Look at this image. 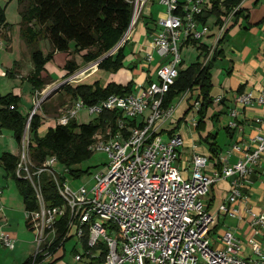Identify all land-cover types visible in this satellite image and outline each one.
Returning <instances> with one entry per match:
<instances>
[{
	"label": "built area",
	"instance_id": "1",
	"mask_svg": "<svg viewBox=\"0 0 264 264\" xmlns=\"http://www.w3.org/2000/svg\"><path fill=\"white\" fill-rule=\"evenodd\" d=\"M148 1L130 0L133 5L130 25L118 48L130 38ZM159 2L166 6V11L163 18L155 21L151 32L154 49L160 57L156 79H150L147 85H138L136 92L113 93L96 103L86 102L79 96L71 104L60 107L53 117L45 115L49 119L54 118L56 125H67L84 108L98 117L105 112L116 113V131H113L111 120L105 118V126L94 133L89 146L90 150L103 148L109 153V161L95 175L96 183L91 189L82 186L74 190L66 180L62 181L54 168V157L47 156L42 165H34L30 155L29 126L39 102L29 114L16 174L30 181L39 204L36 210L25 209L28 225L35 231L37 253L45 257L52 254L51 247L59 238L58 220L67 216L60 242L75 236L87 249L85 253L75 255L76 260H82L84 255L96 256L94 252L103 245L107 253L101 264H264V246L260 240L264 204L258 212L252 208L248 210L256 229L249 239L253 252L251 257L243 255L241 240L234 230H225L218 245L212 244L210 238L218 215L236 216L239 211L235 204L247 198L241 188L264 153V131L250 139L243 156L234 164L207 173L208 157L195 153L191 176L183 175L177 165L183 137L176 131L165 140L158 128L171 119L176 110V102L164 105V96L181 70L183 43L200 44L208 37L211 27L199 16L208 9L207 6L211 7V0ZM240 7L241 4L233 7L222 22L215 24L218 29L214 34L216 42L205 53L204 65L211 62L217 43L225 36L234 13ZM2 45L3 42H0ZM146 59L151 62L152 54H148ZM93 68L94 65L76 71L69 77L68 83L79 79L81 72L88 74ZM183 94L190 97L189 92ZM220 99L221 96H218L215 101ZM254 101L264 107V90L256 97L250 91L242 92L235 98V102L241 105ZM190 105L194 113H198L201 108L198 94L191 96ZM230 114L237 117L238 110L231 108ZM139 118L141 121L138 122ZM196 121L194 117L192 123L197 125ZM230 126L238 128L239 124L233 120ZM233 150L241 151L240 145L234 144L229 148L228 155ZM45 173L54 181L63 199L62 204L50 205L45 200ZM233 176L236 177L232 180L227 200L219 205L217 213L211 211L204 203V197L216 181ZM0 242L9 249L15 247V239L8 232H1Z\"/></svg>",
	"mask_w": 264,
	"mask_h": 264
},
{
	"label": "crops",
	"instance_id": "2",
	"mask_svg": "<svg viewBox=\"0 0 264 264\" xmlns=\"http://www.w3.org/2000/svg\"><path fill=\"white\" fill-rule=\"evenodd\" d=\"M241 6L244 9V13L241 14L238 19L234 17L231 19L228 26L229 28L227 29L225 36L222 38L221 42L219 41L217 43L219 54L217 55L216 59L214 56L212 58L213 64L210 73L212 75L211 81L213 87L211 90V96L213 98V102L208 106L205 115H203L201 119V115H199V113H194V110L192 109V107H190V97L188 94L186 97L178 99L176 101V110L174 115L171 117V119H168L167 121L162 123L158 128V132L161 133L163 137L165 133L167 134V137H170L176 131H178L183 137L184 144L179 150L177 165L181 168L182 173L185 177L191 176V162L195 153L206 155L208 157L205 172L211 173L217 169H221L225 165H231L237 162L240 157L243 156V150H246V147L250 145V139L259 132L264 131L263 105L259 104L256 101L248 105H241L235 102L236 96L242 92L251 91L256 97L261 93L262 90H264V0H241ZM207 8H209V6H207ZM164 11L165 7L159 2V0H149L143 8L141 14L142 19H140V16L133 28V31L130 34V38L126 41V43H124L125 56L128 45H132L131 49H134L133 53L125 59V61H127L126 65L127 67L131 68L133 74L135 75L134 78L142 84L144 83V80H153V75L160 65V57L156 53L152 43L151 31H149L147 28L151 26L154 29L155 26L153 22L159 17L157 16V14L160 13V16L164 15ZM211 17L213 16H209L207 18L205 22L207 25H210L209 20ZM216 20L217 17L215 18L214 24H216ZM210 32L208 33V39H210L212 35L215 34H211ZM9 36H6V40L4 39V46L6 47L5 50H13L14 48L15 40L13 36ZM204 41L205 40L203 39L200 44L184 42V46L182 45V52L184 51L183 49L188 46L195 48L194 50L197 51V56L193 62L201 60L202 64H204L203 61L205 59V53H207L210 47L215 44L216 39L211 42H207V40L206 42ZM40 49L42 50L43 54H45L44 49H42L41 47ZM11 50L10 52H12ZM116 51L117 50H115L113 53H115ZM56 53L58 54L60 52ZM148 54H152L153 56L151 62H148V60L146 59V56ZM66 59L63 65L64 67L67 63ZM96 61L85 62L84 68L93 66V63ZM15 62L17 61H14V63ZM191 63H189L188 66ZM3 65L4 67L0 65V76H4L6 67L4 62ZM12 65L6 67L8 74L12 73ZM48 66L49 64L45 65L44 68L46 70L44 69L41 75L43 77L48 76V78H51L53 84L57 83L58 79H54L49 75L50 70L47 68ZM18 67L20 68V66ZM19 68L17 69V72H20ZM80 68L81 67L79 65L77 71L84 69ZM94 68L95 69H92L91 72L88 73V76L84 75L83 77L85 79H89L91 76L96 75V73L100 69L98 68V65H94ZM50 69L52 70L53 68L50 67ZM128 70H125L127 76L130 75V71ZM33 71L34 70H32V72ZM64 72L65 69L63 70V73ZM62 77V79L65 78L64 74ZM93 82L94 81H88V84H92ZM109 82L126 85V83H124V80H116L112 78L105 81L104 86H106ZM129 82L131 83V85L129 90H127L126 92H132L134 89L132 90L131 87L135 88L137 86L136 84L133 85L131 81ZM0 88L2 89L1 86ZM1 89L0 93L3 94ZM197 94V91L193 92V95ZM218 96H221L220 101H215L216 97ZM183 99L187 100V102L185 103ZM231 108H236L238 110L237 117H233L230 114ZM189 113L190 118L188 119H190L191 122L190 126L193 131V137L191 139V142H189V140L187 139L188 147H186L185 137L182 135L180 127L182 126L184 121H186V117L189 115ZM194 117H196L197 125H194L192 123ZM258 119L260 121H257ZM233 120H235L239 124L238 128H231L230 122ZM137 121H141V118L137 119ZM223 121H225L223 127L218 129V131L214 133L211 129H215L216 125L221 124ZM165 123L167 125H165ZM199 123L200 126L198 125ZM221 130H223L225 137H223L222 142L219 140ZM11 132L12 130H10L9 128H2L0 131V157L4 152H10L12 154L15 153L10 146L11 142H13V135L10 134ZM209 133L216 134V139H209L210 141L206 140L205 137H207ZM211 142L216 143L218 150L217 154H213V152L211 151ZM234 144L240 145L241 151L233 150L228 155L227 150ZM1 166L2 165L0 164V169H2V171L0 172V188L2 189V192L0 193V234L3 231L10 233V235L15 239V247L13 249L16 248V242L21 236L20 240L27 241L29 248H31L29 252H31L35 248V246H33L32 244V242H35V236L34 233L30 230L28 222L25 218L24 212L26 210L23 206L24 202L21 203V200L18 197V195L21 196V194L18 190L17 185H14L15 187H12L13 189H6L8 183L6 184L4 176L8 178V174L4 167ZM236 176L221 178L214 183L211 189V193L209 192L207 196H205L208 202L207 206L211 211L217 213L219 205L227 200L228 196L231 193L232 180ZM241 192L247 198L239 200L235 204L236 208H238L239 213L236 216H231L230 214H219L217 223L211 231L210 238L212 234L217 233V229L221 225L229 224L230 227H233L235 229L237 237L241 240L243 255L246 257H251L253 255V252L249 244V239L254 236L256 229L251 223V216L248 213V210L252 208L254 211L258 212L261 210L264 204V153L261 154L256 165L253 167V170L244 180V185L241 188ZM22 208H24V217H22ZM228 217L236 218V220L234 219V225H232L228 221ZM261 231L262 232L260 234V240L264 246V226L261 227ZM222 233L217 237H214V242L211 238V242H213L212 244L218 245L220 243V236L222 235ZM65 245L66 241L63 243V246L59 248L55 253L47 256L50 264H56L57 260H60L64 257L66 249ZM0 247L7 248L3 246L1 242ZM76 247V244H74L73 249L75 251V255L79 253V251L77 252ZM1 249L2 248H0V250ZM94 254L96 255L94 256V258H97V256L99 255V250L95 251ZM29 255H32V253H26L22 256V258L24 257V259H26ZM76 261L82 262L83 264H96V259H93L92 257L86 258L83 256L82 260Z\"/></svg>",
	"mask_w": 264,
	"mask_h": 264
},
{
	"label": "trees",
	"instance_id": "3",
	"mask_svg": "<svg viewBox=\"0 0 264 264\" xmlns=\"http://www.w3.org/2000/svg\"><path fill=\"white\" fill-rule=\"evenodd\" d=\"M211 2V7L199 16L203 22H206L209 16L214 15L217 17L216 23H220L233 7L241 4V0H211ZM18 4L23 18L22 33L26 39H30L29 43L32 48L31 58L35 69L30 80L34 84L35 91H40L47 83H50L41 75L46 65L47 56L40 49L38 39L47 38L52 50L61 52H67L71 42L74 41L78 50L87 49L84 54L85 62L96 61L106 55L122 39L130 25L133 12V5L130 0H18ZM243 13L244 9L241 6L234 13V18L238 19ZM4 21L3 11L0 8V22ZM155 21L153 22L154 26ZM147 29L151 32L154 30L151 26ZM124 46L119 47L115 53L100 61L98 67H112L115 70L120 68L125 58ZM218 54L217 47L214 52L215 59ZM212 64L213 60L206 65L202 64L201 60H197L187 68L181 69L175 83L164 96V105L169 106L176 102L180 95L185 92H189L191 98L193 92L197 91L201 100V108L198 113L202 119L208 106L213 102L211 96L212 75L210 73ZM78 67L79 65L75 61L68 60L65 64L64 77L74 74ZM130 85V82L126 85L109 82L105 87H101L98 81L93 84L72 85V83H68L63 87L66 99L61 98L59 106L64 107L68 103L71 104L79 96L86 102L96 103L113 93L126 92ZM19 101V95L13 92L0 93V131L2 128L13 130L18 143L21 145L30 113L24 115L20 111ZM41 108L45 111L50 110L48 99L41 103ZM52 110L58 111V108ZM115 116L116 113L114 112H105L97 118L95 123H78L73 118L67 125L50 127L46 135L41 137L38 134L41 118L38 113L34 114L29 126L32 162L39 166L42 165L48 155H55L68 167L73 176H80L84 170L71 166L80 164L91 153L89 146L93 142V135L105 126V118L111 120L114 127L113 131H116ZM198 125L200 126V123ZM216 136V134L209 133L205 139L210 141L209 139H216ZM210 145L213 154H217L216 143L211 142ZM18 160V156L4 152L0 157V164L9 176L15 178L25 203V209L36 210L39 204L30 181L19 178L16 174ZM43 178H45L43 179V194L47 203L50 205L62 204L63 199L59 195L54 181L49 175L44 176L43 174ZM67 221V216H62L58 220L59 238L51 247L52 253L61 248L65 242L61 243L60 239ZM106 253L107 250L102 245L97 258H92L96 259V264H101ZM36 255L38 260L44 257L40 252ZM33 259L34 257H31L23 264H32Z\"/></svg>",
	"mask_w": 264,
	"mask_h": 264
},
{
	"label": "rangeland",
	"instance_id": "4",
	"mask_svg": "<svg viewBox=\"0 0 264 264\" xmlns=\"http://www.w3.org/2000/svg\"><path fill=\"white\" fill-rule=\"evenodd\" d=\"M163 6L165 7V11H166V6L165 5H163ZM0 8L3 11V17L5 19L4 22H0V42H3V45L0 46V65L2 67H4L3 62L5 63L6 67L11 66L13 64L12 68H11V71H12L11 74H8V71L6 70V67H5L4 76H0V86L2 87V89L1 88L0 89L2 90L3 94L4 93L6 94L7 92L12 91L14 94L19 95V97H20L19 109L24 115H27L35 107H37V104L39 102V98H41L42 93L46 92L47 90H49L52 87H54L55 85H57L58 81L61 82V81H64L66 79V77L64 79H62L63 78L62 76L64 74L63 70L65 69V67L63 65H64L66 58H67L66 62L68 60H73L77 64H79L81 67L80 69L85 67V65H84L85 64L84 54L87 52V49L82 50V51L78 50L75 47L74 41H72L70 44L71 45L70 49L67 52L53 51L52 47L50 45V42L48 41L47 38L38 39L39 46L42 49H44V53H45L44 55L47 56L46 64H49V66L53 68L51 70L49 66L47 67L50 70L49 75L54 79H58V81H57V83L53 84V81H51L52 79L48 78V76H45L46 80L49 81L50 83H47L44 86V88H42L40 91H35L34 84H33L32 80H30L31 75H32V70L35 69V66H34V64L32 62V58H31L32 50H31V46L29 43L30 39H26L22 33V19L23 18H22L20 11H19L18 0H0ZM164 15L160 16V13H158L157 16H159V17L156 20H160L161 18H163ZM215 18L216 17L213 15V17H211L209 20V24L212 27L210 29L211 34L212 33L216 34L217 30H218L214 24ZM140 19H142V16L140 17ZM9 35L13 36V38L15 40L13 50H11V49L5 50L6 49V47L4 46V43L6 40L5 38H6V36L8 37ZM13 38H12V41H13ZM214 39H215L214 35H212V37L210 39H208V37L206 36L204 38V40H205L204 42H206V40H207V42H211ZM131 46L132 45L127 46L126 56L123 60V65L120 68H118L117 70H115L112 67H109V68H105V67L99 68L98 67L100 70L96 73V75L91 76L89 79H85L83 77L84 75L88 76V74L84 73V71H83L80 73L79 79H76L73 82H71L72 85H76V84H80V83H88V81L89 82L94 81L93 83H95L97 80L99 85L101 87H103L105 81H107L108 79H112V78L116 79V80L122 79V80H124V83H126V84L129 81H131L133 85L136 84L137 86L142 84L134 78L135 75L133 74L131 68L127 67V65H126L127 61H125V59L128 58L129 55L132 54L133 50H134V49L133 50L131 49ZM183 46H182V48H183ZM194 49L195 48H193L191 46H188L185 49H183L184 50L183 52L181 49L182 57L184 59L183 63H181V65H180L181 69H185L189 63L193 62L196 59L197 51ZM10 50L12 52H10ZM56 52H60V53L57 54ZM189 55H190V57H189ZM14 59H17V60H14ZM14 61H17V62L14 63ZM18 66H20V68ZM18 68H19L20 72L19 71L17 72ZM93 69H95V68H93ZM126 69L127 70L129 69L128 71H130L129 76H127L125 73ZM153 76H154L153 79L157 78L156 71H155V74ZM148 82H149L148 80H146V81L144 80V83L146 85L148 84ZM67 84L68 83H66L65 85H67ZM65 85H63L58 90L54 91V93L48 98V101L50 104V110L49 111L43 110L41 108V104L37 107V113L39 114V116L41 118V127L38 130V134L41 137L46 135V133L50 127L56 125V121L54 118L49 119V118L45 117V115H48L49 117H53L54 115L57 114V112L59 111V108L61 107V106H59L60 99L61 98L66 99V95L64 93L65 91L63 89V87ZM136 87L135 88L131 87L132 90L134 89L132 92L136 91ZM34 91H35V93H34ZM16 92H18V93H16ZM182 98H184V94L180 95V97H179V99H182ZM183 101L185 103L187 102V100H184V99H183ZM68 104H70V103H68ZM53 108H58V111H53L52 110ZM97 118H98V115L96 113L90 114L89 110L86 108L81 109L76 116V120H78L79 123H90V122L95 123L97 121ZM188 118H190V113L186 117V121H184V123L180 127V131H181L182 135L185 137V146L186 147H188L187 146V143H188L187 139L189 140V142H191V139L193 137V131H192V128L190 126L191 122H190V119H188ZM224 123H225V121H223L221 124L216 125L215 129L213 128L211 130L214 133L217 132L218 129L223 127ZM165 125H167V124L165 123ZM220 132L221 133H220L219 140L222 142L223 137H224V132H223V130H221ZM10 134L13 135V142H11L10 146L12 147V150L15 152L14 154L17 156H20L21 145L18 143V141L14 135L13 130ZM164 137L166 138L165 140L168 139L166 133L164 134ZM90 151H91V153L88 156H86V158L83 159L80 164L71 166V167H76V168H80V169L84 170V172L78 177L73 176L69 172L68 167L63 162H61L55 155H48V157L49 158H52V157L55 158L56 162L54 164V168L59 173L58 175L61 177V180L62 181L66 180L68 185L72 189L76 190L82 186H86L88 189H91L96 183L95 175L97 173H99L101 170H103V168L105 167V165L109 161V153L106 150H104L103 148H93ZM182 157H183V155H182ZM181 159H184V158H181ZM1 171H2V169H0V172ZM44 176H47V173H45ZM4 178H5L6 184L8 183V186L6 189H13L12 187H15L14 185H17L15 178H13L9 175H8V178H6V176H4ZM43 179H45V178H43ZM210 193H211V190H210ZM17 195H18V193H17ZM18 197L20 198L21 203H23L24 201L22 200L21 196L18 195ZM203 201L207 205L208 202H207V199L205 197H204ZM23 206L25 208V203H23ZM24 208H22V217H24L23 214L25 213ZM227 219L232 225H234V223H235L234 219L236 220V218L228 217ZM227 229L235 231V229L233 227H230L229 224L228 225H225V224L221 225L217 229V233H214L211 235L213 242L215 241L214 237H217L218 235H220L223 231H225ZM30 230L34 233V236H35V231L32 229H30ZM20 238H21V236L19 237V239L17 238L18 240L16 242V248L13 250H11L9 248L0 247L3 249V250L2 249L0 250V264H23V263H25V261L27 259H29L31 257H34L32 264H50L47 257L41 258L40 260H38L36 258V256H37L36 255L37 254V242H36V240H35V242H32L33 246H35L34 250L29 252L31 250V248H29L27 241L20 240ZM74 244H76V246H77L76 250H77V252L79 251V253L83 254L87 250V249L86 250L84 249V245L82 244V241H80L78 239V237L73 236V237L66 240L65 255L60 260H57L56 264H83L82 262L75 260V251L73 249ZM26 253L27 254L32 253V255H29L26 259H24V257L22 258V256ZM84 257L87 258L88 256L84 255Z\"/></svg>",
	"mask_w": 264,
	"mask_h": 264
},
{
	"label": "water",
	"instance_id": "5",
	"mask_svg": "<svg viewBox=\"0 0 264 264\" xmlns=\"http://www.w3.org/2000/svg\"><path fill=\"white\" fill-rule=\"evenodd\" d=\"M120 44H121V40L113 47V49L111 51H109L106 55L102 56L100 59H98L96 62H94L93 65H98L100 61H102L104 58L111 55L118 48V46ZM69 77H67L64 81L59 82L57 85H55L51 89L47 90L46 93L41 97L39 104H41L44 100L48 99L54 93V91L58 90L59 88H61L66 83L70 82Z\"/></svg>",
	"mask_w": 264,
	"mask_h": 264
}]
</instances>
